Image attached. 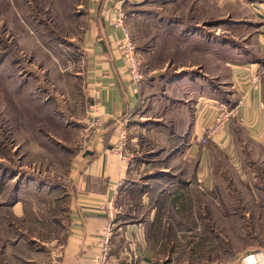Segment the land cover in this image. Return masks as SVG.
<instances>
[{"label":"rangeland","instance_id":"1","mask_svg":"<svg viewBox=\"0 0 264 264\" xmlns=\"http://www.w3.org/2000/svg\"><path fill=\"white\" fill-rule=\"evenodd\" d=\"M83 2L0 0V264H50L47 250L67 237L66 181L90 105L72 41ZM250 3L144 0L127 9L144 79L124 150L144 185L124 190L117 205L122 221L146 220L154 264H228L263 244L264 144L228 125L227 141L205 146L201 183L198 160L181 157L179 133L187 119L182 77L199 79L204 94L219 83L214 75L225 70L216 62L229 57L223 45L244 47L254 30ZM192 30L203 33L194 44L180 35Z\"/></svg>","mask_w":264,"mask_h":264},{"label":"crops","instance_id":"2","mask_svg":"<svg viewBox=\"0 0 264 264\" xmlns=\"http://www.w3.org/2000/svg\"><path fill=\"white\" fill-rule=\"evenodd\" d=\"M143 1L84 0L78 4L77 11L83 24L79 37L74 35L72 41L78 42L76 47L82 56L83 86L90 89L91 95L93 91L97 92L95 102L104 124L90 127L92 100H89L86 115L78 123H83L81 133L90 128V139L87 148L79 145L72 156L66 181L70 201L67 237L62 244L47 250L50 264H95L99 239L108 218L94 212L92 205L111 197L115 191L118 204L124 190L133 185L138 188L144 185L133 179L134 163L117 144L120 132L131 123L142 101L141 92L130 85L121 53L123 32L115 26L120 14L126 23L127 9L138 7ZM250 2L249 25L251 23L254 30L247 36L249 42L244 43V47L234 50L223 45L229 57L222 64L216 62L217 68L225 70V76L221 71L214 75L219 83L211 85L210 92L204 94L207 86L194 76H184L180 81L188 89L183 93L187 119L180 124V146L184 149L181 157L198 160L200 172L196 177L201 183L207 178L202 165L205 156V146L201 144L202 126L215 120L211 107L224 100L217 97L219 89L227 88L225 101L235 109L236 117L229 123L230 131L234 127L241 128L255 143L264 144V0ZM200 33L192 30L187 35H180L194 44L201 38ZM208 47L217 51L213 43ZM194 48L192 45L189 50L194 53ZM216 58L214 55L212 60ZM255 78L258 79L256 88ZM118 217L111 245L112 263L154 264L152 253L147 249L146 220L124 214L123 220H129L122 221L121 213ZM228 264H264V239L260 249L241 254Z\"/></svg>","mask_w":264,"mask_h":264},{"label":"built area","instance_id":"3","mask_svg":"<svg viewBox=\"0 0 264 264\" xmlns=\"http://www.w3.org/2000/svg\"><path fill=\"white\" fill-rule=\"evenodd\" d=\"M115 26L120 27L123 32V41L121 46V53L125 69H127L130 85L140 93L142 90V83L144 79V72L142 69V61L137 52L136 46L133 42V38L130 35L128 29L125 27L123 14H120L116 19ZM257 78H255L254 84L257 87ZM90 94V89H86V94H88V99L92 100V107L89 114L91 119L90 127H98L104 124L101 115L98 112V103L95 102L97 97V92ZM213 107V108H212ZM211 109L215 112V120L211 123L204 124L202 126L203 137L201 138V144L206 146L209 141L217 142L218 144L224 143L228 139V133L226 132L229 123L236 117L235 109L231 105L223 100L217 101L212 105ZM90 128L86 129L81 133V141L79 142L81 148H87L88 141L90 139ZM120 137L118 138L119 149H123L126 145L127 135L124 130L120 132ZM118 196L117 191L115 193L101 202H96L92 205V210L108 218V224L101 232V236L98 244V253L95 258V264H114L112 263V250L111 245L113 238L115 236V231L118 227L119 220V208L117 206L116 198ZM135 264V263H133Z\"/></svg>","mask_w":264,"mask_h":264},{"label":"trees","instance_id":"4","mask_svg":"<svg viewBox=\"0 0 264 264\" xmlns=\"http://www.w3.org/2000/svg\"><path fill=\"white\" fill-rule=\"evenodd\" d=\"M232 107V106H231Z\"/></svg>","mask_w":264,"mask_h":264}]
</instances>
